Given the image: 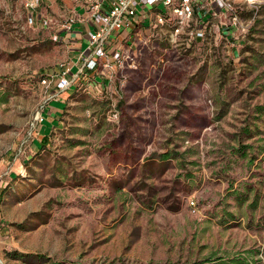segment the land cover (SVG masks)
<instances>
[{
    "label": "rangeland",
    "instance_id": "1",
    "mask_svg": "<svg viewBox=\"0 0 264 264\" xmlns=\"http://www.w3.org/2000/svg\"><path fill=\"white\" fill-rule=\"evenodd\" d=\"M72 5L0 0V264H264V0L146 20L136 67L47 99Z\"/></svg>",
    "mask_w": 264,
    "mask_h": 264
},
{
    "label": "built area",
    "instance_id": "2",
    "mask_svg": "<svg viewBox=\"0 0 264 264\" xmlns=\"http://www.w3.org/2000/svg\"><path fill=\"white\" fill-rule=\"evenodd\" d=\"M39 0H26V5L35 7ZM71 11L61 21L58 35L69 40L72 31L85 32V45L79 53L81 62L75 72H71L72 64L59 69L51 77H43L40 81L46 87L45 93L49 98L58 96L62 90L69 88L79 76V73L89 69L101 75L105 80H111L113 67H136L137 42L127 39L142 24L139 19L148 23H158L171 20L173 35H177L183 25L193 20L196 8L204 5L206 0H71ZM225 4L226 0H216ZM162 7L159 8V4ZM143 6L149 11L141 12ZM155 13L151 17V12ZM170 17L167 19V15ZM149 20V21H148ZM44 24L51 21L46 16ZM67 32V33H66ZM56 36V35H55ZM81 37V35H79ZM141 40V39H140ZM175 41V38L173 39ZM144 43L146 40H142ZM83 42V41H82ZM83 42V43H84ZM53 86V89H49ZM48 89L50 92H48ZM44 104H42L43 106ZM41 119V118H40ZM193 206L194 200H189Z\"/></svg>",
    "mask_w": 264,
    "mask_h": 264
},
{
    "label": "crops",
    "instance_id": "3",
    "mask_svg": "<svg viewBox=\"0 0 264 264\" xmlns=\"http://www.w3.org/2000/svg\"><path fill=\"white\" fill-rule=\"evenodd\" d=\"M144 18L145 20V17L144 16H141V18ZM82 33L80 34L79 33V30H76V31H72L70 34H69V37H71V41H74L75 43L78 42H84V39H85V32L84 31H81ZM67 33V32H66ZM79 35H81V37H79ZM104 81V80H103ZM57 104L51 102L50 105L46 108L47 110L45 111L46 112V120L45 122H55L58 118V114L60 113L61 111V100L59 99L58 102H56ZM49 120V121H48ZM56 124H58V121H56ZM46 128H48L47 125H45V123H43V133L41 134V136L43 134H45L47 132ZM40 136V137H41Z\"/></svg>",
    "mask_w": 264,
    "mask_h": 264
},
{
    "label": "trees",
    "instance_id": "4",
    "mask_svg": "<svg viewBox=\"0 0 264 264\" xmlns=\"http://www.w3.org/2000/svg\"><path fill=\"white\" fill-rule=\"evenodd\" d=\"M196 9H199V8H196ZM139 20L142 21V24H145L144 22H145L146 20H144V19H139ZM90 71H91V70L86 69V70L80 72V73H79V76L81 75L80 78H81V77L84 78V76L90 74ZM43 77H45V76L43 75L42 78H43ZM42 78H41V79H42ZM69 88L72 89L73 86H72V87L70 86ZM50 89H53V86H50ZM67 89H68V88H67ZM52 126H57V124L55 123V124H53ZM48 135H49V132H46L45 134H43V135L40 137V139H39L40 145H43V144L46 143V140L48 139ZM167 157H169L168 154H161V157H160V158H162V159H166Z\"/></svg>",
    "mask_w": 264,
    "mask_h": 264
}]
</instances>
